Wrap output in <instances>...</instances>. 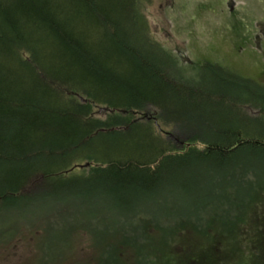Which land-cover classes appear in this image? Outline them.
<instances>
[{
  "label": "trees",
  "instance_id": "trees-1",
  "mask_svg": "<svg viewBox=\"0 0 264 264\" xmlns=\"http://www.w3.org/2000/svg\"><path fill=\"white\" fill-rule=\"evenodd\" d=\"M144 1L0 0V211L35 196V212L102 205L109 219L113 205L128 233L103 235L112 264H264V83L184 68ZM138 127L148 143L99 157L101 136Z\"/></svg>",
  "mask_w": 264,
  "mask_h": 264
},
{
  "label": "rangeland",
  "instance_id": "rangeland-1",
  "mask_svg": "<svg viewBox=\"0 0 264 264\" xmlns=\"http://www.w3.org/2000/svg\"><path fill=\"white\" fill-rule=\"evenodd\" d=\"M143 6L153 40L173 51L187 70L194 68L193 73L197 74L199 68L210 65L227 70L240 79H248L258 89L264 83V0H145ZM176 65L181 71L182 68ZM209 73L211 88L232 89V85L224 88L217 85L216 72ZM238 93L241 98H251L243 89ZM96 111L101 113L98 109ZM103 112L107 110L103 109ZM193 122L187 125L192 127ZM155 128L164 140L172 138L170 127L161 124V130L170 135ZM136 140L148 143L149 136L143 127L101 136L95 146L100 158L113 159L119 147H131ZM171 140L175 141L174 138ZM85 168L88 167L77 168L75 172L81 173ZM41 204L40 197H25L0 211V264H76L89 253L97 256L98 264H102V260L105 264H112L115 254L111 245L114 243L111 237L103 240V235L128 233L118 230L125 227L126 222L119 219L117 208L112 205L111 217L107 219L102 205L94 213L84 210L83 214H57L60 207L57 202L35 212ZM78 223L83 230L77 229L75 225ZM154 241L160 239L154 236ZM195 241L200 242V238L196 237ZM89 242H93L90 246L96 248L88 250ZM159 247L148 246L143 252L158 257L156 249ZM132 253L127 250L126 255Z\"/></svg>",
  "mask_w": 264,
  "mask_h": 264
},
{
  "label": "water",
  "instance_id": "water-1",
  "mask_svg": "<svg viewBox=\"0 0 264 264\" xmlns=\"http://www.w3.org/2000/svg\"><path fill=\"white\" fill-rule=\"evenodd\" d=\"M145 117H146V118H149L148 116H145ZM149 119H151V118H149ZM155 123H156V125L158 124L157 121H155ZM84 167H89V164L86 165V166H83V165L77 166V168H80V169H82V168H84Z\"/></svg>",
  "mask_w": 264,
  "mask_h": 264
},
{
  "label": "bare ground",
  "instance_id": "bare-ground-1",
  "mask_svg": "<svg viewBox=\"0 0 264 264\" xmlns=\"http://www.w3.org/2000/svg\"><path fill=\"white\" fill-rule=\"evenodd\" d=\"M77 166H80V165H77ZM77 166H75V168L74 169H77ZM80 169V168H79Z\"/></svg>",
  "mask_w": 264,
  "mask_h": 264
}]
</instances>
